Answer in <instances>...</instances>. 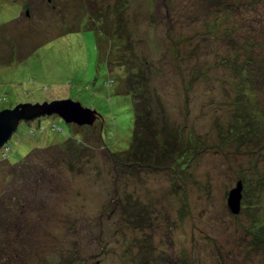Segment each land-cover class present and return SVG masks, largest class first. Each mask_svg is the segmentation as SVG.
Masks as SVG:
<instances>
[{"label":"rangeland","instance_id":"1","mask_svg":"<svg viewBox=\"0 0 264 264\" xmlns=\"http://www.w3.org/2000/svg\"><path fill=\"white\" fill-rule=\"evenodd\" d=\"M123 4L121 34L134 57L149 62L153 104L167 113L162 124L187 125L184 167L150 171L121 160L134 128L133 101L123 94L125 59L133 55L116 38ZM102 14L108 18L102 26L89 20ZM263 28L264 0H0V112L71 99L102 117L92 125L55 114L23 122L9 141L13 151L6 156L0 149V198L6 194L18 212L24 209L29 223L26 264H144L148 236L168 264H264V250L253 243L264 225V194L243 196L238 214L228 206L240 176L262 177L264 161L248 172V154L235 151L237 142L223 143L215 126L232 118L225 95L234 89L232 68L250 43L264 47ZM184 44L196 52L188 66L200 62L212 77L194 83L188 115L171 57ZM258 98L264 112V94ZM18 166L25 175L15 172ZM128 195L145 206L134 210L133 221Z\"/></svg>","mask_w":264,"mask_h":264},{"label":"trees","instance_id":"2","mask_svg":"<svg viewBox=\"0 0 264 264\" xmlns=\"http://www.w3.org/2000/svg\"><path fill=\"white\" fill-rule=\"evenodd\" d=\"M47 1L51 3L53 0ZM118 1L121 2L122 0ZM92 4L93 1L89 5ZM124 6H126V4H123L122 6L119 5L117 8V25L120 30L118 31V34H116V38H119V42L126 47L124 52L132 54V51H134L132 43H129L126 34H121V30L125 28L122 27L124 24L122 17L123 10L127 6ZM85 7H88V4L87 6L85 5ZM209 8L208 9L211 10L212 5ZM237 8L238 6L233 8V13L236 12ZM231 12V9L227 10L225 16ZM215 13L223 14L224 11H215ZM219 16L220 19H224V16ZM99 17L92 15L89 20H91V23L93 24L97 23L98 26H102L105 22H108L107 14H102ZM84 22H88V20L85 19ZM90 30L96 32V28L95 30ZM262 37L264 38V28L260 40ZM122 39L124 41L123 43ZM261 43H250V47L245 49L246 53H248L246 58L239 64H236V62L234 63L235 65L232 68L234 74V89H227L225 92V95L230 97L228 102H230V115H232V118L228 124L224 123L223 126L220 125L219 127L217 124L215 125L223 143L237 142L235 151L238 152L237 150H239V152L245 155L248 154L247 163L250 165L248 167V172L252 171L250 169L252 165L253 167H256L264 161V134L260 132V129L264 127V112L262 108H260L258 98L259 95L264 94V47ZM174 49V51L171 52V57L176 62L178 73L182 78L181 81H184L185 84L186 93L184 94L187 95V101L184 107L186 108V115H188V112H191L190 110L192 108L190 105V94L193 92L194 83L198 82L199 85L208 81L212 77L209 75L207 69L201 67L200 62H198V65L194 68L188 66V63L191 62L190 58L194 57V54H196L194 48H187L184 44L180 48L174 47ZM116 50L118 51V49ZM259 53L263 55L261 62L258 57ZM228 61L230 62L231 60ZM148 63L147 60L144 63L141 62L140 57L139 60H137L134 55L132 58L128 57L125 59V66L128 67L127 71H129V77L125 79V88H127V91L123 94L131 97L133 101L134 128L129 149L126 150L125 157L121 160H124L123 163L128 168L136 169L138 167H145L150 171H159L170 166L173 167L175 163L178 165L181 163V166L184 167L185 162H188L190 149L183 147L184 141L182 140L183 136L181 135V132L183 126L187 125L185 123L174 127L167 124L165 121V124H162V120H165V115H167V113L165 114L163 107L160 109L153 104L154 98L158 96L156 86L153 83L154 77L151 74V69H148V67H150ZM122 64L124 65L122 62L117 63L118 66H121ZM21 123H23V121ZM55 125L53 126L55 127ZM41 129L42 127L40 126L39 130L41 131ZM55 131L58 130L55 129ZM68 133L69 136L70 130ZM9 141L0 148L4 152L6 151V156L13 151V147L9 145ZM187 141L192 142L190 140ZM112 156L113 158H116L117 154L115 153ZM26 158L27 157L23 158V163ZM24 171L25 169L23 170L21 166H18L15 169V172H20V174L22 173L25 175ZM252 174L253 173H248V175L242 174L243 176H240V180L245 185L243 196L249 195L250 192L256 197L260 194H264V172L263 176L260 178L258 177V179H254V176L257 175L258 172L254 175ZM40 175L42 174L40 173ZM249 182L251 184L254 183V186L250 189L248 188V186H251L249 185ZM10 196H12V194ZM128 197L129 199L126 202V206H128V208L130 207V218L131 221H133L135 218L134 210L145 206L140 204L139 200L133 199L131 201L130 199H132V197L130 195L126 196V198ZM118 200L119 198L116 196L111 202V204H113L111 208L112 211L109 212H113ZM16 205L7 202L6 194H3V197L0 198V227L2 230L5 228V237H0V264L27 263L28 252L26 253L25 250L28 247L30 238H27L25 233H29L27 229L28 220H23L25 211L22 209L21 212H18V206ZM136 213L146 214L147 212ZM258 228L260 231L258 232L257 237L253 239V243L256 248L264 250V244L261 243V241L264 243V225H260ZM0 235L2 234L0 233ZM141 246L142 248L140 251L147 261L144 264H162L164 262H162L161 252H157V246L153 244L152 240L150 241L149 236L146 237L145 242L141 243ZM151 257H153L154 260H150ZM164 263L168 264V262Z\"/></svg>","mask_w":264,"mask_h":264},{"label":"water","instance_id":"3","mask_svg":"<svg viewBox=\"0 0 264 264\" xmlns=\"http://www.w3.org/2000/svg\"><path fill=\"white\" fill-rule=\"evenodd\" d=\"M53 114L60 116L68 123L78 121L92 125L95 117L102 119L97 112L83 108L80 103L71 99L36 104L23 103L0 112V148L11 139L22 121L28 122ZM243 190L244 184L239 180L237 187L230 192L228 206L233 213L240 212Z\"/></svg>","mask_w":264,"mask_h":264}]
</instances>
